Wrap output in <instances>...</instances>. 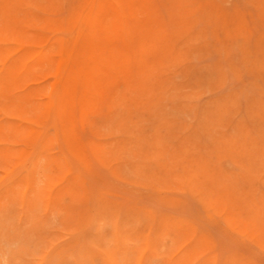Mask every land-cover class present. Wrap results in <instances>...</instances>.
I'll use <instances>...</instances> for the list:
<instances>
[{
  "label": "rangeland",
  "instance_id": "374dc122",
  "mask_svg": "<svg viewBox=\"0 0 264 264\" xmlns=\"http://www.w3.org/2000/svg\"><path fill=\"white\" fill-rule=\"evenodd\" d=\"M6 1L0 31H15L0 32L10 42L0 43V264H264V0Z\"/></svg>",
  "mask_w": 264,
  "mask_h": 264
},
{
  "label": "bare ground",
  "instance_id": "6f19581e",
  "mask_svg": "<svg viewBox=\"0 0 264 264\" xmlns=\"http://www.w3.org/2000/svg\"><path fill=\"white\" fill-rule=\"evenodd\" d=\"M7 1H8V0H7ZM7 1H6V5H7ZM14 1H15V0H14ZM26 1H27V0H26ZM26 1H25V2H26ZM30 1H31V0H30ZM35 1H37V0H35ZM35 1L33 2L32 5H34ZM38 1H40V0H38ZM38 1H37V2H38ZM114 1H116V0H114ZM117 1H118V0H117ZM124 1H125V0H124ZM1 2H2V1H1ZM22 2H23V0H22ZM25 2H24V4H25ZM31 2H32V1H31ZM94 2H95V1H94ZM97 2H98V1H97ZM118 2H119V1H118ZM129 2H130V1H129ZM19 3H20V1L17 0V3H16V4H19ZM41 3H43V2H40V4H41ZM116 3H117V2H116ZM3 4H5V3H3ZM16 4H15V5H16ZM44 4L47 5V1H45ZM93 4H94V3H93ZM13 5H14V4H13ZM13 5H12V6H13ZM20 5H22V4L20 3L19 6H20ZM26 5H27V3H26ZM26 5H25V6H26ZM28 5H29V4H28ZM32 5H31V7H32ZM35 5H36V4H35ZM127 5H128V4H127ZM131 5H132V3H131ZM0 6H1V5H0ZM8 6H9V5H8ZM23 6H24V5H23ZM25 6H24V7H25ZM40 6H41V5H40ZM44 6H45V5H43L42 8H44ZM129 6H130V4H129ZM5 7H6V6H5ZM24 7H23V8H24ZM31 7H30V8H31ZM48 7H49V5H48ZM48 7L46 6V8H44V9H47ZM120 7H121V5H120ZM2 8H3V7H2ZM93 8H94V7H93ZM93 8H92V9H93ZM122 8H123V7H122ZM8 9H9V8H8ZM33 9H34V8H33ZM36 9H37V8H36ZM49 9H50V8H49ZM49 9H47V10H49ZM82 9H83V8H82ZM82 9H81V10H82ZM109 9H110V8H109ZM120 9H121V8H120ZM123 9H124V8H123ZM128 9H129V8H128ZM131 9H132V8H131ZM131 9H130L129 11H132V10H133V9H132V10H131ZM12 10H13V9H12ZM14 10H15V9H14ZM24 10H25V9H24ZM28 10L31 12V10H30L29 8H28ZM28 10H27V11H28ZM115 10H116V9H115ZM117 10H118V9H117ZM29 11H28V12H29ZM2 12H3V11H2ZM10 12H11V11H10ZM28 12H27V13H28ZM30 12H29V13H30ZM80 12H81V11H80ZM92 12H93V11H92ZM122 12H123V11H122ZM132 12H133V11H132ZM7 13H8V12H7ZM11 13H12V12H11ZM11 13H8V14L11 15ZM16 13H17V12H16ZM23 13L25 14V13H26V10L23 11ZM29 13H28V14H29ZM33 13H34V12H33ZM4 14H6V13L4 12ZM14 14H15V13H14ZM14 14H12V15H14ZM18 14H19V13H18ZM35 14H36V13H35ZM37 14H39V13H37ZM79 14H80V13H79ZM132 14H133V13H132ZM12 15H11V16H12ZM20 15H22V17H24L25 20L30 16V15H29V16L27 15L28 17L26 18V16H25L26 14L23 15L22 13H20ZM130 15H131V14H130ZM0 16H1V15H0ZM7 16H8V15H7ZM18 16H19V15H18ZM40 16H41V15H40ZM78 16H79V15H78ZM78 16H77V17H78ZM101 16H102V14H101ZM123 16H124V15H123ZM12 17H13V16H12ZM16 17H17V16H16V14H15V18H16ZM38 17H39V16H38ZM43 17H44V15H43ZM43 17H42V18H43ZM89 17H90V16H89ZM120 17H121V16H120ZM9 18L11 19V17H9ZM18 18H19V17H18ZM29 18H31L30 20L34 19V18H32V17H29ZM42 18H41V21H42ZM45 18H46V16H45ZM47 18L49 19L48 21H50V22H48V21H47V22H48L49 24H51V20H50L51 18H50L49 16H47ZM100 18H101V17H100ZM100 18H98V19H100ZM104 18H106V17H104ZM104 18L101 19V20L104 21ZM121 18H122V17H121ZM133 18H134V17H133ZM16 19H17V18H16ZM24 19H23L22 22L25 23L27 20L24 21ZM35 19H36V18H35ZM52 19H53V18H52ZM0 20H1V19H0ZM3 20H4V19H3ZM3 20H2V21H3ZM8 20H9V19H8ZM11 20H12V19H11ZM13 20H14V18H13ZM19 20H20V18H19ZM19 20H18V21H19ZM30 20H29V21H30ZM54 20H55V19H54ZM124 20H125V19H124ZM5 21L7 22V20H5ZM18 21H17V22H18ZM20 21H21V20H20ZM29 21H27V22L29 23ZM32 21H33V20H32ZM32 21H31V22H32ZM37 21H38V20H37ZM37 21H33V22H34L33 25H34V24H37ZM44 21H46V20L44 19V20L41 22V24H43V26H44V24H45ZM103 21H102V22H103ZM6 22H5V24H6ZM12 22H13V21H12ZM17 22H16V23H17ZM31 22H30L28 25H30ZM35 22H36V23H35ZM43 22H44V23H43ZM76 22H77V21H76ZM106 22H108V21H106ZM119 22H120V21H119ZM131 22H132V21H131ZM16 23H15V24H16ZM39 23H40V22H39ZM86 23H87V22H86ZM125 23H126V22H125ZM9 24H10V23H9ZM13 24H14V22H13ZM15 24L12 25V26H15ZM97 24H98V23H97ZM104 24H107V23H104ZM114 24H115V23H114ZM116 24H117V23H116ZM7 25H8V24H7ZM24 25H25V24H24ZM33 25H31V26H33ZM38 25H40V24H37V26H38ZM119 25H120V24H119ZM133 25H134V24L131 23L132 28H134V26H136V24H135L134 26H133ZM12 26H10V27H12ZM18 26H20V25H18ZM18 26H17V28H18ZM31 26H30V27H31ZM43 26H40L39 28L42 27V29H44ZM101 26H102V24L100 25V27H101ZM107 26H108V25H107ZM111 26H113V24H112ZM116 26H117V25H116ZM126 26L128 27L129 25L126 24ZM0 27H1V23H0ZM34 27H35V26H34ZM34 27H31V29H30L29 26H28V27H27L26 29H24V30H27V29L29 28V30H32V31H33V29L36 28V27H35V28H34ZM96 27H98V26H96ZM105 27H106V25H105ZM108 27H109V26H108ZM117 27H118V26H117ZM124 27H125V26H124ZM124 27H123V28H124ZM129 27H130V26H129ZM129 27H128V29H129ZM6 28H7L6 30L10 29V32L12 31V33H14V31H15V30L13 31L12 28H9V26H7ZM14 28H16V27H14ZM14 28H13V29H14ZM21 28H22V27H21ZM21 28H20V30H21ZM39 28H38V29H39ZM49 28H50V27H49ZM51 28H52V27H51ZM109 28L111 29V27H109ZM114 28H116V27H114ZM119 28H120V27H119ZM138 28H139V27H138ZM138 28H137V29H138ZM72 29H73V28H72ZM98 29H99V28H98ZM101 29H102V28H101ZM106 29H107V28H106ZM116 29H117V28H116ZM121 29H122V27H121ZM130 29H131V27H130ZM130 29H129V31H132V30H130ZM145 29H146V28H145ZM0 30H1V28H0ZM95 30H97V29L95 28ZM108 30H109V29H108ZM111 30H112V29H111ZM111 30H109V31H111ZM113 30L115 31V29H113ZM123 30H124V29H123ZM3 31H4V32H3ZM3 31H0V32H3L4 34H5V33H6V34H7V33H10V32H6L5 30H3ZM8 31H9V30H8ZM21 31H23V30H21ZM38 31H39V30H38ZM97 31L99 32V30H97ZM106 31H107V30H106ZM125 31L127 32V30H125ZM17 32H18V31L16 30V33H17ZM19 32H20V31H19ZM36 32H37V31H36ZM53 32H57V33H58V31H53ZM59 32H60V31H59ZM70 32H71V31H70ZM140 32H142V31H140ZM140 32H139V33H140ZM16 33H15V34H16ZM39 33H40V32H39ZM50 33H51V32H50ZM60 33H61V32H60ZM63 33H64V32H63ZM22 34H23V33L21 32L20 37H23ZM27 34H29V33L27 32ZM27 34H25V36H26ZM40 34H43L42 36H44V37L46 36L44 33H40ZM40 34H38V35H40ZM54 34H55V33H54ZM65 34H66V32L64 33V35H65ZM68 34H69V33H68ZM99 34H100V33H99ZM99 34H98V35H99ZM126 34H127V33H126ZM140 34H141V33H140ZM10 35H11V33H10ZM17 35H18V33H17ZM31 35H33V33H32ZM34 35H37V34L34 33ZM38 35H37V36H38ZM100 35H101V34H100ZM105 35H106V34H105ZM107 35H108V34H107ZM107 35H106V37H107ZM109 35L111 36L112 34H109ZM144 35H145V34H144ZM144 35H143V36H144ZM11 36H12V35H11ZM11 36L8 35L9 38H11ZM62 36H63V34H62ZM65 36H66V35H65ZM110 36H109V37H110ZM112 36H113V35H112ZM112 36H111V37H112ZM136 36H137V35H136ZM138 36H139V35H138ZM140 36H141V35H140ZM140 36H139V37H140ZM0 37H2V35H1ZM4 37H6V35H4ZM4 37H3V38H4ZM13 37H16V38H17V36H14V34H13ZM18 37H19V35H18ZM20 37H19V38H20ZM40 37H41V35H40ZM49 37H50V36H49ZM53 37H54V36H53ZM96 37L98 38L99 36L96 35ZM3 38H1V39H2L1 42L6 40V41H5V43H6V42L8 41V39H5V38H4L5 40H3ZM6 38H7V37H6ZM24 38H25V37H24ZM28 38H29V37H28ZM31 38H32V37H31ZM31 38H30V39H31ZM34 38H36V40L39 39V41H40V38H39V37H38V39H37V37H34ZM76 38H77V37H76ZM136 38L139 39V41L141 42L140 39H142V36H141L140 38H138V37H136ZM143 38H144V37H143ZM26 39H27V36H26ZM66 39H67V38H66ZM98 39H99V38H98ZM101 39H103V38H101ZM109 39L111 40L112 38H109ZM137 39H136V40H137ZM11 40H12V39H11ZM34 40H35V39H33V40L31 39V42H29L28 40H25V41H26L27 45H29V43H32ZM36 40H35V41H36ZM41 40H42V38H41ZM44 40L48 41L47 39H44ZM96 40H97V39H96ZM110 40H107V42L110 41ZM12 41L14 42L15 39L12 40ZM18 41H19V40H18ZM27 41H28V42H27ZM35 41H34V42H35ZM42 41H43V40H42ZM98 41H99V40H98ZM98 41H97V42H98ZM139 41H138V42H139ZM1 42H0V43H1ZM8 42H9V41H8ZM15 42H16V41H15ZM15 42H14V43H15ZM34 42H33V44H34ZM62 42H63V41H62ZM107 42H106V43H107ZM138 42H137V45H138ZM140 42H139V44H140L139 46L136 45L138 48L144 44V43L142 44V43H140ZM142 42H143V40H142ZM9 43H10V42H9ZM17 43H18V42H17ZM41 43H42V45H43V42H41ZM100 43H101V41H100ZM110 43L113 44L114 42H110ZM110 43H109V44H110ZM2 44H3V43H2ZM6 44H7V43H6ZM20 44H21V43H20ZM22 44H25V43H22ZM22 44H21V45H22ZM46 44H47V42H46ZM97 44H98V43H97ZM0 45H1V44H0ZM49 45H50V44H49ZM51 45H52V47H53V44H51ZM54 45H56V43H55ZM98 45H99V44H98ZM30 46H31V45H30ZM35 46L38 47V45H35ZM43 46H45V45H43ZM95 46H96V44H95ZM112 46H114V45H112ZM0 47H1V46H0ZM24 47H25V46H24ZM27 47H28V46H27ZM31 47H32V46H31ZM41 47H42V46H41ZM54 47H55V46H54ZM76 47H77V46H76ZM108 47H110V46L108 45ZM137 47H134V48H137ZM3 48H4V47H3ZM29 48H30V47H29ZM43 48H44V47H43ZM48 48H49V47H48ZM63 48H64V45H63ZM63 48H61V49L63 50ZM96 48H97L96 51H98V48H99V50H100V48H102V47H101V46H100V47L98 46V47H96ZM114 48H115V47H114ZM130 48H131V47H130ZM140 48H141V49H140ZM140 48H139V49H140L139 52L142 53V50H143V49H142V47H140ZM143 48H144V47H143ZM27 49H28V48H27ZM32 49H33V48H32ZM44 49H46V48H44ZM55 49H56V47H55ZM127 49H128V48H127ZM6 50H7V47H6ZM20 50H21V49H20ZM94 50H95V48H94ZM113 50H114V49H113ZM128 50H129V49H128ZM7 51H8V50H7ZM30 51H31V50H30ZM41 51H42V50H41ZM72 51H73V50H72ZM72 51H71V52H72ZM87 51H88V50H87ZM100 51H101V50H100ZM100 51H99V52H100ZM126 51H127V50H126ZM10 52H11V51H10ZM33 52H34V51H33ZM90 52H91V51H90ZM31 53H32V51H31ZM34 53H35V52H34ZM47 53H48V52H47ZM92 53H93V52H92ZM141 53H140V54H141ZM5 54H6V53H5ZM18 54H19V53H18ZM28 54H30V53H28ZM36 54H37V53H36ZM39 54H40V53H39ZM39 54H38V55H39ZM68 54H69V53H68ZM103 54H104V52H103ZM138 54H139V53H138ZM13 55L15 56V54H13ZM19 55H20V54H19ZM24 55H25V54H24ZM31 55H32V58H34L35 55H34V54H31ZM33 55H34V56H33ZM56 55H58V54H56ZM92 55H93V54H92ZM94 55H96V54H94ZM128 55H129V52H128ZM128 55H127V56H128ZM29 56H30V55H29ZM36 56H37V55H36ZM52 56H53V55H52ZM61 56H62V55H61ZM70 56H71V55H70ZM105 56H106V55H105ZM127 56H126V57H127ZM12 57H13V56H12ZM16 57H17V56H16ZM23 57H24V56H23ZM89 57H90V59L92 58V56H88V58H89ZM114 57H115V56H114ZM129 57H130V56H128V58H129ZM141 57H142V56H141ZM144 57H145V56H144ZM9 58H10V57H9ZM9 58H8V59H9ZM14 58H15V57H14ZM26 58H27V57H26ZM26 58H25V59H26ZM29 58L31 59V57H29ZM36 58H37V57H36ZM94 58H96V57H94ZM97 58H98V56H97ZM102 58H103V57H102ZM106 58H108V56H106ZM106 58H103L102 60L104 61V59L106 60ZM124 58H125V57H124ZM128 58H127V60H128ZM11 59H12V58H11ZM18 59H19V61H20V56H19ZM18 59H16V60L14 59L16 63H20V62H18ZM27 59H28V58H27ZM30 59H29V60H30ZM49 59H51V56L49 57ZM92 59H93V58H92ZM92 59H91V60H92ZM109 59H110V58H109ZM113 59H114V58H113ZM113 59L111 58V60H113ZM115 59H116V57H115ZM23 60H24V59H23ZM23 60H22V61H23ZM29 60H27V61H29ZM87 60L89 61V59H87ZM91 60H90V61H91ZM6 61H7V60H6ZM9 61H10V60H9ZM12 61H13V60H11L10 62H12ZM24 61H25V60H24ZM24 61H23V62H24ZM27 61H26V62H27ZM31 61L34 62L35 60H32V59H31ZM46 61H47V60H46ZM46 61H45V62H46ZM90 61H89V62H90ZM94 61H97V60L94 59ZM106 61H107V60H106ZM109 61H110V60H109ZM115 61H116V60H115ZM0 62H1V61H0ZM15 62H13L11 66H13V64H14ZM29 62H30V61H29ZM33 62H32V63H33ZM40 62H41V61H40ZM45 62H42V63L45 64ZM47 62H48V61H47ZM91 62H92V61H91ZM101 62H102V61H101ZM107 62H108V61H107ZM112 62H114V60L111 61V63H112ZM125 62H126V61H125ZM8 63H9V62L7 61V63H5L6 65H4V66H7V65H8V67H9V64H8ZM32 63H31V64L29 63V64L32 65ZM34 63H35V62H34ZM38 63H39V62H38ZM38 63H35V64L37 65ZM92 63L94 64L95 62H92ZM92 63H88V64L91 65ZM97 63H98V62H97ZM127 63H128V62H127ZM35 64H34V66H36ZM39 64H40V63H39ZM46 64H47V63H46ZM86 64H87V63H86ZM93 64L91 65V67H94ZM133 64H134V63H133ZM17 65H18V64H17ZM25 65H26V63H25ZM27 65H28V63H27ZM30 65H29V66H30ZM41 65L43 66V64H41ZM41 65H39V66L41 67ZM105 65H106V63H105ZM108 65H109V64H108ZM111 65H112V64H111ZM115 65H116V67H117V64H115ZM115 65H113L114 68H115ZM119 65H120V64H119ZM14 66H16V65L14 64ZM37 66H38V65H37ZM37 66H36V67H37ZM39 66H38V67H39ZM45 66H46V65H45ZM95 66H96V65H95ZM143 66H144V65H142V70L144 71ZM17 67H20V66H16V67H14L13 72L15 71V69H16V71H17V70H19V69L22 68V67H21V68L17 69ZM30 67L32 68L33 66H30ZM86 67L90 68L88 65H86ZM109 67H110V65L108 66V68H109ZM139 67H140V66H139ZM12 68H13V67H12ZM25 68L27 69V66H26ZM25 68H24V69H25ZM31 68H30V69H31ZM34 68H35V67H34ZM96 68H97V71L102 70L103 73H105V70H103L104 68L99 67L100 70H98V69H99L98 67H96ZM101 68H102V69H101ZM108 68H107V69H108ZM114 68H113V70H114ZM137 68H138V67H137ZM3 69H5V68L3 67ZM7 69H8V68H7ZM30 69H29V70H30ZM38 69H39V68H38ZM41 69H43V68L41 67ZM111 69H112V68H111ZM115 69H116V68H115ZM139 69H141V68H139ZM5 70H6V69H5ZM21 70H22V69H21ZM21 70H19V71H21ZM39 70H40V69H39ZM47 70L49 71V69H47ZM53 70H54V69H53ZM53 70H52V71H53ZM66 70H67V69H66ZM85 70H86V69H85ZM92 70H93V69L91 68L90 71H92ZM94 70H95V69H94ZM94 70H93V71H94ZM120 70H121V69H120ZM126 70H127V69H126ZM142 70H141V71H142ZM10 71L12 72V70H10ZM27 71H28V70H27ZM50 71H51V68H50ZM127 71H129V70H127ZM6 72H7V71H6ZM24 72H25V71H24ZM31 72H32V70H31ZM114 72H115V70H114ZM15 73H16V72H15ZM50 73H51V72H50ZM50 73H48V74H50ZM91 73H92V72H91ZM103 73H99V74H103ZM106 73H108V71H107ZM106 73H105L104 75H106ZM116 73H117V72H116ZM127 73H128V72H127ZM144 73H145V72H144ZM18 74H20V73H18ZM25 74H26V73H25ZM30 74H31V73H30ZM132 74H133V73H132ZM1 75H2V74H0V77H1ZM3 75H4V71H3ZM3 75H2V76H3ZM7 75H8V73H7ZM11 75H12V74H11ZM11 75H10V72H9V75H8V76H11ZM21 75H22V74H21ZM21 75H20V76L17 75V76H19V78H20ZM33 75H34V73H33ZM45 75H47V74H45ZM142 75H143V74H142ZM8 76H6V77H8ZM23 76H24V75H23ZM49 76H51V75H49ZM52 76H53V75H52ZM98 76L100 77V75H98ZM101 76H102V75H101ZM108 76H109V75H108ZM13 77H14V76H13ZM15 77H16V76H15ZM24 77H25V76H24ZM36 77H37V76H36ZM75 77H76V76H75ZM80 77H81V76H80ZM89 77H90V76H89ZM99 77H98V79H99ZM1 78H3V77H1ZM4 78H5V77H4ZM10 78H12V77H10ZM19 78H17L18 80L16 79V83H18L17 81L20 82L21 79L19 80ZM31 78H32V77H31ZM33 78H34V76H33ZM50 78H51V77H50ZM53 78H54V76H53L51 79H53ZM77 78H78V77H77ZM7 79H8V78H5V80H7ZM36 79H38V78H35V80H36ZM90 79H91V77H90ZM93 79H94V78L92 77V80H93ZM115 79H116V78H115ZM8 80H9V79H8ZM22 80H24V79L22 78ZM25 80H26V79H25ZM25 80H24V81H25ZM28 80H30V79L28 78ZM32 80H33V79H32ZM59 80H60V79H59ZM95 80H97V77L95 78ZM0 81L2 82L3 80L0 79ZM12 81H13V79H12ZM26 81H27V80H26ZM50 81H51V80H50ZM52 81H53V80H52ZM75 81H76V80H75ZM115 81H116V80H115ZM1 82H0V83H1ZM49 83H50V82H49ZM139 83H140V82H139ZM28 84H29V83H28ZM28 84H27V85H28ZM137 84H138V83H137ZM25 85H26V84H25ZM31 85H32V84H31ZM33 85H34V84H33ZM33 85H32V86H33ZM141 85H142V84H141ZM36 86H38V85H35V87H36ZM48 86H52V85L49 84ZM113 86H114V85H113ZM0 87H1V86H0ZM24 87H26V86H24ZM24 87H23V88H24ZM42 87H44V86H42ZM46 87H47V86H46ZM127 87H128V86H127ZM146 87H147V85H145V88H146ZM32 88H33V87H32ZM38 88H39V86L37 87V89H38ZM35 89H36V88H35ZM41 89H42V88H41ZM46 89H47V88H46ZM39 90H40V88H39ZM39 90H38V91H39ZM48 90H49V89H48ZM57 90H59V88H58ZM147 90H148V89H147ZM147 90H146V91H147ZM33 91H34V90H33ZM42 91H44V90H42ZM121 91H122V90H121ZM143 91L145 92V90H143ZM148 91H149V90H148ZM44 92H45V91H44ZM29 93H30V92H29ZM32 93L35 94V92H32ZM23 94H24V93H23ZM123 94H124V93H123ZM25 95H26V93H25ZM31 95H32V94H31ZM40 95L42 96L43 94H40ZM49 95H50V94H49ZM49 95H48V96H49ZM45 96H46V95H45ZM55 96H56V95H55ZM120 96H123V95H121V93H120ZM152 96H153V95H152ZM39 97H40V96H38V98H39ZM50 97H51V95H50ZM124 97H125V96H124ZM124 97H123V98H124ZM129 97H130V96H129ZM157 97H158V96H157ZM34 98H35V97H34ZM40 98H41V97H40ZM120 98H122V97H120ZM123 98H122V99H123ZM36 99H37V97H36ZM126 99H127V98H126ZM1 100H2V99H1ZM15 100L17 101L18 99H15ZM34 100H35V99H33V102H32V103H34ZM46 100H47V99H46ZM49 100H50V99H49ZM130 100H131V99H130ZM18 101H19V100H18ZM20 101H21V100H20ZM117 101H118V100H117ZM119 101H120V100H119ZM124 101H125V100H124ZM124 101H122V102H124ZM37 102H40V101H37ZM41 102H42V101H41ZM115 102H116V101H115ZM16 103H18V102H16ZM42 103H46V102H42ZM47 103H49V102H47ZM51 103H52V102H51ZM34 104H35V103H34ZM130 104H131V103H130ZM16 105H18L19 108H20V105H23V104H15L14 106H16ZM27 105H31V104L29 103V104H27ZM131 105H132V104H131ZM11 106H12V105H11ZM116 106H117V105H116ZM128 106H129V105H128ZM22 107H23V106H22ZM50 107H51V106H50ZM16 108H17V107H16ZM16 108H15V109H16ZM131 108H132V107H131ZM15 109H13V110H15ZM20 109H21V108H20ZM4 110H5V109H4ZM9 110H10V109H9ZM16 110H17V109H16ZM18 110H19V109H18ZM18 110H17V111H18ZM132 110H133V109H132ZM1 111H2V110H1ZM37 111H38V110H37ZM48 111H49V108H48ZM53 111H54V109H53ZM4 112H5V111H3L2 113H4ZM7 112L9 113L10 111H8V109H7V110H6V113H7ZM15 112H16V111H14V113H15ZM33 112H34V111H33ZM11 114H13V112H11ZM53 114H54V113H53ZM9 115H10V114H9ZM9 115L6 114V117H7V116H8V117H11V116H9ZM50 115H52L51 112H50ZM1 116H2V115H1ZM19 116H20V114H19ZM113 116H114V115H113ZM14 117L17 118L18 116H13V118H14ZM48 117H49V115H48ZM50 117H51V116H50ZM19 118H20V117H19ZM19 118H18V120H20ZM87 118H88V117H87ZM123 118H124V117H123ZM47 119H49V118H47ZM16 120H17V119H16ZM52 120H53V119H52ZM123 120H124V119H123ZM0 121H1V120H0ZM6 121H9V119L6 120ZM11 122L13 123L12 120H11ZM11 122H10V125H14V124H15V122H14L13 124H11ZM25 122H26V121H25ZM25 122H23V123H25ZM45 122H47V120H46ZM26 123H27V122H26ZM91 123H92V121H91ZM17 124H18V123H17ZM19 124H21V122H20ZM115 124H117V123H115ZM25 125H26V124H25ZM25 125H24V126H25ZM28 125H29V124H28ZM43 125H44V124H43ZM21 126H23V125H21ZM24 126L21 127V128H24ZM30 126H31V125H30ZM33 126H34V125H33ZM11 127H12V126H11ZM14 127H15V126H14ZM25 127H27V126H25ZM34 127L37 128L36 126H34ZM49 127H50V126H49ZM19 128H20V126H19ZM27 128H28V127H27ZM42 128H43V126H42ZM50 128H52V126H51ZM14 129H15V128H14ZM15 130H16V129H15ZM21 130H22V131H21L22 133L26 131L25 129H21ZM42 130H43V129H42ZM47 130H48V129H47ZM57 130H58V129H57ZM19 131H20V130H19ZM19 131H18V132H19ZM115 131H116V130H115ZM124 131H125V130H124ZM41 132H42V131H41ZM41 132H39V133H41ZM47 132H49V131H47ZM25 134H26V133H25ZM46 134H47V133H46ZM40 135H41V134H39V136H40ZM40 137H41V136H40ZM37 138H38V137H37ZM48 138H49V136H48ZM38 139H41V138H38ZM55 139H56V138H55ZM60 140H61V139H60ZM35 141H36V140H35ZM33 144H34V143H33ZM55 144H56V143H55ZM58 144H59V143H58ZM21 145H23V144H21ZM36 145H37V144H36ZM61 145H62V144H61ZM16 146H17V145H16ZM16 146H15V148H16ZM27 146L29 147V145H27ZM19 147H20V146H19ZM19 147H18V150H19ZM30 147H31V146H30ZM63 147H64V146H63ZM63 147H62V148H63ZM84 147H85V146H84ZM15 148L12 149V150H15ZM25 148L27 149V147H25ZM28 149H29V148H28ZM35 149H36V148H35ZM35 149H34V151H35ZM10 150H11V149H10ZM16 150H17V148H16ZM83 150H84V149H83ZM41 151H42V150H41ZM133 151H134V150H133ZM29 152H30V151H29ZM17 153H18V152H17ZM41 153H42V152L39 153V154H40L39 157H41ZM61 153H62V152H61ZM42 154H43V153H42ZM31 155H32V154H31ZM31 155H30V156H31ZM31 157H32V156H31ZM39 157H38V159H39ZM42 157H43V156H42ZM60 157H61V155H60ZM60 157H58V158L60 159ZM86 157H87V155H86ZM29 158H30V157H29ZM29 158H28V159H29ZM47 158H48V157H47ZM58 158H57V159H58ZM61 158H64V157H61ZM28 159H27V160H28ZM41 159H42V158H40L39 160H41ZM50 159H52V158L50 157ZM50 159H48V162H50V161L52 162V161L54 160V156H53V160H50ZM57 159H56V162H57ZM59 159H58V160H59ZM46 160H47V159L45 158L44 161H46ZM37 161H38V160H37ZM74 161H76V160H74ZM26 162H27V163H25V164H28L30 161L28 160V161H26ZM42 162H43V160H42ZM56 162H52V165H53V163H56ZM60 162H61V161L59 160L57 166H60V165H61ZM63 162H64V161L62 160V165H63ZM43 163L46 164V162H43ZM77 163H79V162L77 161ZM165 163H166V162H165ZM22 164H23V163H22ZM39 164H40V163H39ZM41 164H42V163H41ZM41 164H40V165H41ZM59 164H60V165H59ZM68 164H69V163H68ZM36 165H37V164H36ZM40 165H39V166H40ZM42 165H44V164H42ZM46 165H47V164H46ZM46 165H45V166H46ZM52 165H51V166L49 165V166L52 168V167H53ZM71 165H72V164H71ZM82 165H83V164H82ZM39 166H38V167H39ZM45 166H43V167H45ZM67 166H68V165H67ZM182 166H183V165H182ZM43 167H42V169H40L41 171L44 170ZM60 167H61V166H60ZM70 167H72V166H70ZM15 168H16V167H15ZM24 168L26 169V166L22 167V170H23ZM39 168H40V167H39ZM63 168H64V167L62 166V167L59 168V169L62 170ZM65 168H66V166H65ZM12 169H13V168H12ZM46 169H47V168H46ZM59 169H58V170H59ZM37 170H39V169H37ZM47 170H49V169H47ZM73 170H74V169H73ZM12 171H13V170H12ZM23 171H24V170H23ZM41 171H39V172L42 173ZM45 171H46V170H44L43 173H45ZM74 171H75V170H74ZM61 172H62V171H61ZM61 172L58 171V172H56V173L58 174V173H61ZM67 172H68V170H67ZM37 173H38V172H37ZM49 173H51V171H48V174H49ZM62 173H64V169H63V172H62ZM70 173H72L71 170H70ZM6 174H7V173H6ZM35 174H36V173H35ZM54 174H55V172H54ZM66 174H69V173H66ZM37 175H40V176H41V174H37ZM45 175H46V173H45ZM45 175H44V176H45ZM51 175H53V173H51ZM51 175H50V176H51ZM4 176H5V175H4ZM4 176H3V177H4ZM44 176H43V174H42L41 179H42ZM48 176H49V175H47V177H48ZM45 177H46V176H45ZM4 178H5V177H4ZM39 178H40V177H38V180H41V179H39ZM63 178H65V177H63ZM52 180H53V178H52ZM53 181H54V180H53ZM62 181H63V180H62ZM7 182H9V181H7ZM40 182H41V181H40ZM40 182H39V184H40ZM60 183H61V182H60ZM27 184H28V182H27ZM36 184H37V183H36ZM41 184H42V183H41ZM37 185H38V184H37ZM15 188H16V187H15ZM52 188H53V187H52ZM24 189H25V188H24ZM24 189H23V190H24ZM38 189H39V188H38ZM41 189H42V188H41ZM25 190H26V189H25ZM50 190H51V189H50ZM23 192H25V191H23ZM16 193H17V192H16ZM20 194H23V193H20ZM44 194H45V193H44ZM47 194H48V191H47ZM10 195H11V194H10ZM18 195H19V194H18ZM19 196H20V195H19ZM47 196H48V195H47ZM16 197H17V196H16ZM22 197H24V196H22ZM49 197H50V196H49ZM19 199H20V197H19ZM89 199H90V198H89ZM21 201H23V200H21ZM92 201H93V200H92ZM92 201H91V202H92ZM1 202H2V201H1ZM19 202H20V201H19ZM48 202H49V201H48ZM61 202H62V201H61ZM20 204H21V203H20ZM24 204H25V203H24ZM38 205H39V204H38ZM91 205H92V203H91ZM30 206H31V205H30ZM47 206H48V205H47ZM92 206H93V205H92ZM21 207H22V206H21ZM36 208H37V207H36ZM111 208H112V207H111ZM91 209H92V207H91ZM91 209H90V210H91ZM93 209H94V208H93ZM37 211H39V210H37ZM57 213H58V212H57ZM58 214H59V213H58ZM105 214H106V213H105ZM92 215H93V214H92ZM112 215H114V214H112ZM102 216H103V214H102ZM105 216H107V215H105ZM105 216H104V217H105ZM108 216H109V215H108ZM108 216H107V217H108ZM110 216H111V215H110ZM110 216H109V217H110ZM90 217H91V216H90ZM104 217H102V218H104ZM114 217H116V215H115ZM117 217H118V215H117ZM98 218H99V217H98ZM100 218H101V217H100ZM105 218H106V217H105ZM167 218H168V217H167ZM106 219H107V218H106ZM109 219H110V218H109ZM114 219H115V218H114ZM117 219H118V218H117ZM160 219H161V218H160ZM160 219H159V220H160ZM164 219H165V218H164ZM31 220H32V219H31ZM36 220H37V218H36ZM91 220H92V219H90V221H91ZM102 220H103V219H102ZM111 220H112V222H113V219H111ZM126 220L129 221V219H126ZM126 220H125V221H126ZM162 220H163V219H162ZM166 220H168V219H166ZM94 221H96V220H94ZM94 221H93V222H94ZM97 221H98V220H97ZM97 221H96V222H97ZM103 221H104V220H103ZM115 221H116V220H115ZM127 221H126V223H129V222H127ZM130 221H132V220H130ZM160 221H161V220H160ZM160 221H159V222H160ZM172 221H173V220H172ZM93 222H92V225L95 223V222H94V223H93ZM159 222H158V223H159ZM161 222H164V221H161ZM161 222H160V223H161ZM167 222H169L168 225H170V224H171V223H170V222H171V219H170L169 221H167ZM98 223H99V221H98ZM104 223H106V222H104ZM164 223H165V224H163V225H161V224H159V225L163 226L164 228H163V229L161 228V229L166 231V229H167L169 226L165 229V226H164V225H166V222H164ZM96 224H97V223H96ZM107 224H111V223H108V221H107ZM112 224H113V223H112ZM112 224H111V226L114 227V225H112ZM114 224H115V223H114ZM174 224H175V222H174ZM89 225H90V224H89ZM97 225H98V224H97ZM120 225H121V224H120ZM122 225L124 226L123 223H122ZM122 225H121L120 227H122ZM159 225H157V226H159ZM87 226H88V225H87ZM107 226H108V225H107ZM157 226H156V228H157ZM173 226H174V225H173ZM96 227H97V226H96ZM112 227H111V229H113ZM171 227H172V226H171ZM171 227H170V231H171V236H172V233H173V234H175V233H174V229H173V228L171 229ZM85 228L87 229V227H85ZM85 228H84V229H85ZM91 228H93V227H91ZM91 228H90V229H91ZM101 228H102V227H101ZM109 228H110V227H109ZM123 228H124V227H123ZM158 228L160 229V226H159ZM158 228H157V229H158ZM174 228H175V227H174ZM86 229H85V230H86ZM90 229H88V231H89ZM94 229H95V227H94ZM98 229H99V228H98ZM114 229H117V227L114 228ZM143 229H144V228H143ZM159 229H158L156 232H158ZM161 229H160V230H161ZM92 230H93V229H92ZM95 230H96V229H95ZM109 230H110V229H109ZM118 230H119L120 232H122L119 228H118ZM162 230H161V231H162ZM168 230H169V228H168ZM172 230H173V232H172ZM86 231H87V230H86ZM101 231H102V230H101ZM145 231H146V230H145ZM153 231H155V230H153ZM161 231H159V232H161ZM79 232H81V230H80ZM82 232H83V230H82ZM89 232H90V231H89ZM113 232H114V230H113ZM116 232H117V231H116ZM120 232H119V233H120ZM159 232L156 233V234H159ZM143 233H144V232H143ZM152 233H153V232H152ZM161 233H162L164 236H166V234H168V231L166 232V234H164L165 232H161ZM169 233H170V232H169ZM82 234H83V233H82ZM101 234H103V232H102ZM154 234H155V233H154ZM154 234H153V235H154ZM78 235H79V234H78ZM86 235H87V234H86ZM93 235H94V234H93ZM96 235L98 236L99 234H96ZM96 235H94V237H97ZM104 235H105V234H104ZM116 235H117V234H116ZM119 235H120V234H119ZM151 235H152V234H151ZM153 235H152V236H153ZM79 236H80V235H79ZM81 236H82V235H81ZM101 236H102V235H101ZM101 236H98V237H101ZM107 236L111 237V235H108V234L106 235V237H107ZM126 236H127V235H126ZM147 236H148V235H147ZM152 236H151V237H152ZM158 236H159V235H158ZM174 236H175V235H174ZM68 237H69V236H68ZM72 237H73V236H72ZM82 237H83V236H82ZM84 237H85V236H84ZM104 237H105V236H104ZM116 237H117V236H116ZM151 237H150V239H151ZM160 237H162V235H161ZM169 237H170V236H169ZM69 238H70V237H69ZM74 238H75V237H74ZM107 238H108V237H107ZM107 238H106L104 241H107ZM138 238H139V237H138ZM152 238H153V237H152ZM165 238H168V236H166ZM170 238H171V237H170ZM170 238H169V239H170ZM79 239H80V241L82 240L81 237H80ZM92 239H93V238H92ZM94 239H95V238H94ZM136 239H137V238H136ZM142 239H143V238H142ZM153 239H154V238H153ZM67 240H69V239H67ZM86 240H87V239H86ZM110 240H111V238H110ZM122 240H123V239H122ZM132 240H133V239H132ZM132 240H131V241H132ZM139 240H141V238H140ZM157 240H158V239H157ZM157 240H156V241H157ZM176 240H177V238H176ZM83 241H84V239H83ZM87 241H88V240H87ZM89 241L91 242V240H89ZM108 241H109V240H108ZM158 241H160V240H158ZM92 242H93V241H92ZM123 242H124V240H123ZM125 242H126V244H125V243H124V244H125V245H128V244H127V241H125ZM142 242H144V239H143ZM142 242H139V243H142ZM161 242H162V241H161ZM164 242H166V241H164ZM170 242H171V241H170ZM173 242H175V240L172 241L171 244H172ZM84 243H85V242H84ZM88 243H89V242H88ZM106 243H107V242H106ZM131 243H132V242H131ZM150 243L153 244V243H154L153 240H152V242L149 241V245H150ZM104 244H105V243H104ZM110 244H111V243H110ZM124 244H123V245H124ZM152 244H151V245H152ZM173 244H174V243H173ZM175 244H176V243H175ZM52 245L55 246V244H51V246H52ZM85 245H86V244H85ZM105 245H106V244H105ZM130 245H131V244H130ZM156 245H157V243H156ZM176 245H179V244H176ZM54 246H53V247H54ZM109 246H110V245H109V243H108V246H107V247H109ZM128 246H129V245H128ZM140 246H141V245H140ZM159 246H160V245H159ZM161 246H162V245H161ZM53 247H52V248H53ZM107 247H106V248H107ZM125 247H126V246H125ZM147 247H148V244H147ZM167 247H168V246H167ZM174 247H175V246H174ZM177 247H178V246H177ZM177 247H175L174 250H176ZM180 247H181V246H180ZM52 248H51V249H52ZM90 248H91V247H90ZM154 248H155V247H154ZM157 248H160V247H157ZM161 248H163V246H162ZM161 248H160V249H161ZM165 248H166V246H165ZM165 248H164L163 250H160V249H159V250H160V251H164ZM92 249H93V248H92ZM138 249H139V248H138ZM167 249H169V247H168ZM178 249H179V248H178ZM178 249H177V250H178ZM52 250H53V249H52ZM52 250H51V252H52ZM75 250H76V249H75ZM141 250H143V249H141ZM141 250H140V251H141ZM148 250H149V248H148ZM177 250H176V251H177ZM49 251H50V250H49ZM167 251H168V250H165L166 253H167ZM171 251H172V249H171ZM171 251H170L169 253H171ZM80 252H81V251H80ZM137 252H138V255H139V254H140V253H139V250H138ZM149 252H150V251H149ZM165 252H164V254H165ZM173 252H174V251H173ZM88 253H89V252H88ZM121 253H122V252H121ZM144 253H145V252H144ZM147 253H148V251H147ZM152 253L155 254L156 252H155V253L152 252ZM159 253L162 254V252H159ZM182 253H183V252H182ZM45 254H46V252H45ZM49 254H51V253H49ZM49 254H48V255H49ZM82 254H83V253H82ZM84 254H85V253H84ZM123 254H126V252H124ZM167 254H168V253H167ZM118 255H119V254H118ZM148 255H149V253H148ZM158 255H159V254H158ZM69 256H70V255H69ZM89 256H90V255H89ZM120 256L122 257L121 254H120ZM150 256H153V257H154V255H150ZM184 256H185V255H184ZM43 257H44V256H43ZM43 257H42V260H41V261H43V263H44L45 261H44ZM82 257H83V256H82ZM121 257H120V259H121ZM123 257H124V256H123ZM123 257H122V258H123ZM146 257H147V256H146ZM176 257H177V256H176ZM182 257H183V254H182ZM46 258H47V256H46ZM125 258H126V257H125ZM137 258H138V256H137ZM141 258H142V257H141ZM116 259H119V258H116ZM126 259H127V258H126ZM183 259H184V258H183ZM77 260H78V259H77ZM80 260H83V259L80 258ZM85 260H86V259H84V261H85ZM122 260H123V259H122ZM124 260H125V259H124ZM46 261H47V260H46ZM48 261H49V260H48ZM48 261H47V262H48ZM50 261H51V260H50ZM78 261H79V260H78ZM126 261H127V260H126ZM137 261H138V259H137ZM169 261H170V260H169ZM179 261H181L180 258H178V262H179ZM6 262H8V260H7ZM9 262H10V260H9ZM87 262H88V261H87ZM3 263H4V262H2L1 264H3ZM43 263H42V264H43ZM48 263H49V262H48ZM117 263H118V262H117ZM119 263H120V262H119ZM121 263L123 264L122 261H121ZM121 263H120V264H121ZM5 264H7V263H5ZM126 264H127V262H126Z\"/></svg>",
  "mask_w": 264,
  "mask_h": 264
}]
</instances>
